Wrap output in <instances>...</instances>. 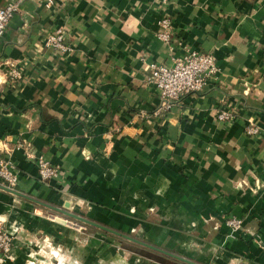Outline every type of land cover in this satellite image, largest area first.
Wrapping results in <instances>:
<instances>
[{
  "label": "crops",
  "instance_id": "crops-1",
  "mask_svg": "<svg viewBox=\"0 0 264 264\" xmlns=\"http://www.w3.org/2000/svg\"><path fill=\"white\" fill-rule=\"evenodd\" d=\"M19 3L0 37V158L18 169L14 186L0 182V220L15 235L0 264L43 257L42 236L49 264H160L107 256L105 239L97 254L96 231L79 244L47 212L80 213L201 264H264V0ZM58 27L66 50L44 44ZM189 50L211 53L216 75L156 112L148 63ZM38 154L57 177L39 178ZM229 216L241 226L230 229Z\"/></svg>",
  "mask_w": 264,
  "mask_h": 264
},
{
  "label": "built area",
  "instance_id": "built-area-1",
  "mask_svg": "<svg viewBox=\"0 0 264 264\" xmlns=\"http://www.w3.org/2000/svg\"><path fill=\"white\" fill-rule=\"evenodd\" d=\"M50 3L52 0H45ZM20 0H8L0 5V37L6 31L9 19L19 9ZM162 26L158 36L163 40L169 39V27L171 26L170 19L162 17L160 20ZM45 45H51L61 49H67L68 46L63 43V31L61 27L56 28L52 32L46 34L44 38ZM8 67L6 70L10 78H20L21 69L13 62L7 61ZM148 71L146 81L154 84L159 98V106L156 112L161 109L170 108L173 102H177L184 94L197 92L203 89L208 81L214 77L218 71L214 56L205 51L189 50L183 55L173 57L170 63H158L151 61L148 63ZM220 119H230V114L221 111L218 114ZM249 131L254 129L249 128ZM27 156L31 153L27 152ZM38 168V176L41 180H47L57 177L59 168L49 164L48 160L42 154L35 157ZM18 180V169L16 164L9 158H0V182L8 186H14ZM225 223L230 229L239 228L242 224V219L229 216L225 218ZM11 231L6 223L0 220V260L8 256L11 244Z\"/></svg>",
  "mask_w": 264,
  "mask_h": 264
},
{
  "label": "rangeland",
  "instance_id": "rangeland-1",
  "mask_svg": "<svg viewBox=\"0 0 264 264\" xmlns=\"http://www.w3.org/2000/svg\"><path fill=\"white\" fill-rule=\"evenodd\" d=\"M78 214L82 215L80 213H78ZM46 216L50 220H55L58 217V218L63 220V226L65 228H69V229H71L73 231L78 232L77 239H78V243L79 244H83L84 242L87 241V234H86L87 231H96L95 238H96L97 254H99L101 252V251L100 252L98 251V247L102 246V243H100L101 242L100 240L101 239H105L106 241L105 240H103V241H105L106 243H108L110 245L108 249L106 248V255L107 256H110L111 254H114L115 252H118V253H120L122 255L123 259H125V260H129V258H131V257H138V258H141V259H144V260L145 259L158 260V262L160 264H187L186 262L184 263L181 260H178L176 258H171L169 256L162 255L161 253L159 255L156 252H154L152 250H149L148 248H145V247H143V246H141L139 244H136V243H134L132 241H129V240H126L124 238L117 237L116 235L109 234V233L105 234L103 231H99L94 226L88 225L87 223H85V222H83V221H81L79 219L72 218V217H62L60 215H57V214L51 213V212H47ZM13 229L17 230V227H13ZM11 236H12V239H11L10 247L12 246L13 240L15 239V235L12 234V231H11ZM38 237H41V235L38 236ZM41 240H42V244H43V245L42 244L41 245L44 247L43 249L45 250L44 252H42L43 257H41V256L40 257H36L34 255L35 257L26 260L27 264H34V263L38 264V263H40V261H44V262H46V264L47 263L48 264L51 263L50 254H51V249H52L53 244H52L51 240H49V238L47 239L45 236H42ZM149 242H152V241H149ZM168 243H170L168 240L167 241H163L161 245L162 246H166V245H168ZM54 248H59L60 252L61 253L64 252L65 255L67 256V253H66L67 247L65 246V244H64V246H62L60 244H54ZM192 249H194V247ZM81 250H82V247H80V252H81ZM68 254H69V252H68ZM150 254H152L155 258H153L151 256H148ZM182 254L185 257L189 258V259L193 258L191 251H188L189 255L186 254V251H183ZM5 256H6V257H4L5 259L7 257H9L7 255H5ZM4 258H3V260H5ZM72 259L73 258H71V260ZM105 263L106 264L107 263L110 264V259L108 260V262L106 261ZM99 264H103V262L99 263Z\"/></svg>",
  "mask_w": 264,
  "mask_h": 264
},
{
  "label": "water",
  "instance_id": "water-1",
  "mask_svg": "<svg viewBox=\"0 0 264 264\" xmlns=\"http://www.w3.org/2000/svg\"><path fill=\"white\" fill-rule=\"evenodd\" d=\"M69 215H71V216L75 217L76 219H79V220H81L83 222L90 223V224H93L95 226H98V227H100V228H102L104 230H107L109 232H112L114 234L122 235L125 238H127L128 240H131V241L135 242L136 244H139V245H141V246H143L145 248H148L149 250H154V251L161 252L163 254H166V255H168L170 257L176 258V259L181 260L182 262H186L188 264H201V263H199V262H197L195 260L189 259V258H187L185 256H182V255H179V254H175V253L166 251V250H164V249H162V248H160V247H158L156 245L150 244V243H148L146 241H143V240H140V239H138L136 237H133V236H130V235H127V234H123V233H121V232H119L117 230L111 229V228H109L107 226H104L102 224H99L97 222H94L92 220H89L87 218H84V217H82V216H80L78 214L69 213ZM148 256H151V257L155 258L152 254H150Z\"/></svg>",
  "mask_w": 264,
  "mask_h": 264
},
{
  "label": "trees",
  "instance_id": "trees-1",
  "mask_svg": "<svg viewBox=\"0 0 264 264\" xmlns=\"http://www.w3.org/2000/svg\"><path fill=\"white\" fill-rule=\"evenodd\" d=\"M152 251H154V250H152ZM162 255L168 256V255H166V254H163V253H162ZM169 257H170V256H169ZM171 258H173V257H171Z\"/></svg>",
  "mask_w": 264,
  "mask_h": 264
}]
</instances>
